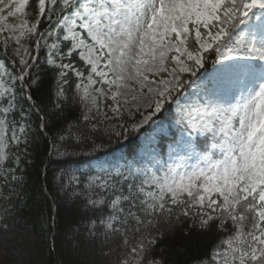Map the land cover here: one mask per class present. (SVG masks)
I'll list each match as a JSON object with an SVG mask.
<instances>
[{
  "label": "snow or ice",
  "instance_id": "6c2138e0",
  "mask_svg": "<svg viewBox=\"0 0 264 264\" xmlns=\"http://www.w3.org/2000/svg\"><path fill=\"white\" fill-rule=\"evenodd\" d=\"M0 42L11 56V64L0 62L7 203L19 195L22 156L53 110L78 102L84 121L99 122L101 113L119 119L135 103L145 109L131 125L138 131L165 104L179 107L173 94L195 83L185 74L197 77L214 54L210 96L177 113L178 151L156 172L129 169L86 183L73 177L63 188L97 217L88 222L91 235L123 237L124 264H160L150 258L160 222L187 220L186 235H225L209 264H264V0H0ZM48 73L57 87L52 103L36 96Z\"/></svg>",
  "mask_w": 264,
  "mask_h": 264
},
{
  "label": "trees",
  "instance_id": "16d2710c",
  "mask_svg": "<svg viewBox=\"0 0 264 264\" xmlns=\"http://www.w3.org/2000/svg\"><path fill=\"white\" fill-rule=\"evenodd\" d=\"M27 19L31 21L33 17L28 16ZM0 44V62L11 64L10 54L6 55L3 43ZM214 59L215 55L211 54L197 77L212 67ZM42 67L46 68L47 65ZM53 77V73L45 75L44 82L36 92V96L45 103L55 100L57 87ZM184 78L193 80L194 77L185 75ZM180 94L177 93L174 98ZM159 116L161 118L162 114ZM137 120L138 116L131 119L122 113L121 119L113 120L117 124L112 130L109 121L102 116L99 122L93 119L84 121L83 110L78 102L69 101L62 110H53L46 118L47 130L33 135L25 150L26 155L22 156L23 171L18 173L22 185L16 189L19 195L12 196L11 203L0 196V264H13L8 257L7 246L11 242L20 244L25 238L36 248L41 264H72L71 245L68 242L71 241L74 246L75 237H82L85 243L94 245L100 255L97 264H124L128 249L123 237L109 234L106 238L102 232L91 235L88 222L97 217L93 216V211L85 205L82 197L78 198L70 190L66 191L63 185L68 184L73 177L86 183L92 173H79L78 169L114 149H122L124 156L134 158L137 139L144 130H132L130 125ZM69 126L72 127L71 135ZM36 130L34 128V132ZM117 132L122 134L116 135ZM61 135L64 136L63 140L60 139ZM78 138L83 142L77 144ZM93 142L102 147L93 151ZM4 163L8 165L7 160ZM131 170L136 171L137 167L132 166ZM0 191L3 189L0 188ZM75 205L79 206L80 212ZM191 223V220L180 224L161 221L160 232L163 236L154 234L158 243L154 248V256L150 258L160 261V264H209L214 248L226 237L215 229L203 232L196 230L186 235L190 231L187 225ZM15 257L18 260L24 257L23 261L28 263L35 261L36 255L24 252L18 246Z\"/></svg>",
  "mask_w": 264,
  "mask_h": 264
},
{
  "label": "rangeland",
  "instance_id": "374dc122",
  "mask_svg": "<svg viewBox=\"0 0 264 264\" xmlns=\"http://www.w3.org/2000/svg\"><path fill=\"white\" fill-rule=\"evenodd\" d=\"M257 23H259V21H257ZM242 29H243V35L245 36V38L250 39V37H248L247 35L248 30L245 29L244 27ZM241 62L242 63H258L257 61H241ZM223 63H227V61H224ZM210 79L211 77L209 78V80L206 79L207 81H204L201 78L196 80L194 86L193 87L192 85L190 86L192 91L190 93H186L185 95L181 97L179 107H177L175 103L174 109H173L174 118L171 121V125L175 129L179 130V131L176 130L177 136H176L175 141L180 139L181 132H182L181 128L176 122L177 113L180 111V109H186L191 105L200 106L206 102V100L210 96L208 89L213 87V84L209 83ZM205 85H207V87H205ZM123 111H127V112L131 111L133 113L137 111L143 112L145 111V109L141 107L139 110H137L135 103H132L130 105V109L129 107H125ZM141 119L142 117L140 118V120ZM139 121L136 124H138ZM112 128L113 126H111V129ZM157 135L167 136V129L161 123H158L154 127L153 133H148L147 135L142 137L140 140L142 144V148L140 150V156L143 159V164H144L145 169L149 172H155L159 168V163H157L158 161L160 162L168 161L170 156L173 154L174 149L178 151L175 142H173L172 144H166L164 153L163 154L160 153V150L156 149V146H155L157 144V141H156ZM103 166L104 164L101 167ZM75 206H77L78 211H79V206L78 205H75ZM73 233L74 232L72 231V236H73ZM65 240H66V237H65ZM74 240H75L74 246H72L71 241H69L70 243L68 242L69 246L71 245L70 250L72 253L70 254V258H71L72 264H97L99 263L100 255L98 254L96 248H94V245L92 246L91 244L85 243L82 237H75ZM18 246H20V248H22L24 252H28V253L30 252L31 254H35L36 255L35 261L28 262V263L24 262L23 261L25 259L24 257L20 258L22 262L18 260L17 257H15L16 247L18 248ZM66 246L67 244L64 245V248H66ZM6 251L8 252V255H9L7 256L10 257V259L13 261V264H41V257L37 254L36 248H34V246L31 244L28 238L23 239L20 244L14 243V242L9 243Z\"/></svg>",
  "mask_w": 264,
  "mask_h": 264
},
{
  "label": "bare ground",
  "instance_id": "6f19581e",
  "mask_svg": "<svg viewBox=\"0 0 264 264\" xmlns=\"http://www.w3.org/2000/svg\"><path fill=\"white\" fill-rule=\"evenodd\" d=\"M218 67H219V65L217 64V65H216V68H218Z\"/></svg>",
  "mask_w": 264,
  "mask_h": 264
}]
</instances>
